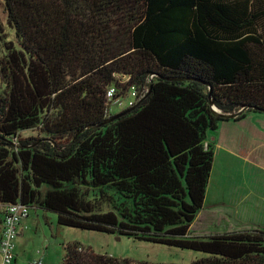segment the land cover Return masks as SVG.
<instances>
[{
  "label": "trees",
  "instance_id": "1",
  "mask_svg": "<svg viewBox=\"0 0 264 264\" xmlns=\"http://www.w3.org/2000/svg\"><path fill=\"white\" fill-rule=\"evenodd\" d=\"M242 109L264 117V0H0V233L20 204L191 264H264L261 230L191 232L207 138ZM60 264L150 263L68 243Z\"/></svg>",
  "mask_w": 264,
  "mask_h": 264
},
{
  "label": "crops",
  "instance_id": "2",
  "mask_svg": "<svg viewBox=\"0 0 264 264\" xmlns=\"http://www.w3.org/2000/svg\"><path fill=\"white\" fill-rule=\"evenodd\" d=\"M241 120L221 123L217 131L207 138L213 146V167L203 210L191 227L194 236L209 237L255 229L264 232V139L247 138L246 145L240 143L237 136H232L233 130L230 129L242 124ZM223 129V137L211 138ZM29 217L30 214L22 222L27 229ZM212 226L219 227L223 232H211ZM194 228L204 235L198 236ZM19 232L18 237L24 234L22 229Z\"/></svg>",
  "mask_w": 264,
  "mask_h": 264
},
{
  "label": "rangeland",
  "instance_id": "3",
  "mask_svg": "<svg viewBox=\"0 0 264 264\" xmlns=\"http://www.w3.org/2000/svg\"><path fill=\"white\" fill-rule=\"evenodd\" d=\"M130 101H134L131 93L111 105L110 114L116 115L127 109ZM242 120V124L230 129L233 130L232 136H237L240 143L246 145L247 138L260 141L264 139V117L246 115ZM218 132L211 138L223 137L225 129L221 130L219 134ZM214 141L216 140L214 139ZM29 214V229L26 227L22 232L24 234L20 235L15 242L14 264H30L39 261L40 264H60L64 257V246L68 243H78L99 254H107L116 259H127L139 263L191 264L202 257V254L199 253L138 242L127 237L58 227L54 214L44 213L40 210H29ZM193 231L198 236L204 235L196 228ZM210 231L223 232L222 229L214 226Z\"/></svg>",
  "mask_w": 264,
  "mask_h": 264
},
{
  "label": "built area",
  "instance_id": "4",
  "mask_svg": "<svg viewBox=\"0 0 264 264\" xmlns=\"http://www.w3.org/2000/svg\"><path fill=\"white\" fill-rule=\"evenodd\" d=\"M108 98H112L113 90L107 94ZM134 94H132V97ZM133 101L129 102V106ZM207 144H205V147ZM29 209L20 204L8 205L4 211L2 221V231L0 235V264H13L15 241L19 235L20 229L24 230L26 227L22 226V222L27 219ZM30 264H40L39 262Z\"/></svg>",
  "mask_w": 264,
  "mask_h": 264
},
{
  "label": "water",
  "instance_id": "5",
  "mask_svg": "<svg viewBox=\"0 0 264 264\" xmlns=\"http://www.w3.org/2000/svg\"><path fill=\"white\" fill-rule=\"evenodd\" d=\"M150 87H151V85H150ZM214 113H215V115H219L216 112H214ZM243 113H244V109L240 110L238 113L231 115V116H223V115H219V116H221L222 118H226L228 120H231V119H236L237 117L241 116Z\"/></svg>",
  "mask_w": 264,
  "mask_h": 264
}]
</instances>
